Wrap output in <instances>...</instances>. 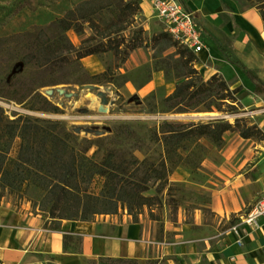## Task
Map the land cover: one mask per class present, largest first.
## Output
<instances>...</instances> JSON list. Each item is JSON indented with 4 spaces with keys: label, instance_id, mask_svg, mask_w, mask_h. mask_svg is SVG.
Returning <instances> with one entry per match:
<instances>
[{
    "label": "rangeland",
    "instance_id": "rangeland-1",
    "mask_svg": "<svg viewBox=\"0 0 264 264\" xmlns=\"http://www.w3.org/2000/svg\"><path fill=\"white\" fill-rule=\"evenodd\" d=\"M36 1L40 7L21 8V0H0V106L10 117L22 114L57 122L58 134L73 140L89 160L99 162L109 151H115L125 156L131 167L147 165L151 161L159 164L163 146L150 140L149 134L162 120L203 121L224 117L234 122L239 118L242 124L254 125L264 131L263 94L256 95L248 86V80L239 74H234L230 81L217 71L210 74L212 61L207 60L204 64L197 54L199 60L195 67L204 79L217 73L229 87L241 88L235 94L234 107L223 104V108L232 111L167 110L164 97L171 93L168 85L182 78L183 67L175 60L178 57L174 46L176 40L163 31L153 7L147 15L140 13L135 23L122 32L118 39L125 41L120 44L123 47L120 55L113 50L86 55L80 60L81 68L73 63H62L43 71L37 65L23 64L19 56L13 57L15 51L24 52V43H33L41 28L52 34L50 24L78 0ZM180 1L186 5L184 0ZM139 28L143 29V46L132 49L125 59H121L131 39L138 35L136 30ZM92 33L89 27L82 34L73 29L67 31L75 44ZM8 37L11 38L9 45L2 43L1 40ZM201 55L205 58L206 52L202 51ZM158 71L161 78L154 79L156 86L148 89L147 83ZM93 74L99 75L92 77ZM17 79H24L26 84L19 86ZM27 82H32V88L57 109L29 108L27 99L19 101L17 97L26 92ZM193 113L207 114V117H183ZM263 141L255 137L244 139L236 130L226 131L221 147L203 137L181 151L183 162L175 165L173 160H167L168 182L162 191L156 189V184L148 188L145 194L153 197L152 204L138 214L145 243L144 255H174L181 245L172 241L178 238L195 239L196 244L191 245L204 248L208 245L205 242L211 243L212 237H221L228 230L232 214L228 219L214 214L209 206L210 190L214 183L226 181L244 195L245 204L261 198L264 194V148L258 144ZM176 159L178 157L174 161ZM104 182V177L94 174L87 190L100 193ZM0 203L39 212L44 228L59 222L47 213H41L37 207H31L29 201L17 199L6 189H0ZM106 214L121 221L127 209L120 204L116 213ZM106 214L94 216V220H101ZM196 214L201 219L199 223L195 222ZM113 264L137 262L122 260Z\"/></svg>",
    "mask_w": 264,
    "mask_h": 264
},
{
    "label": "trees",
    "instance_id": "trees-1",
    "mask_svg": "<svg viewBox=\"0 0 264 264\" xmlns=\"http://www.w3.org/2000/svg\"><path fill=\"white\" fill-rule=\"evenodd\" d=\"M248 1L259 10L264 23V0ZM40 6L36 0H21V8ZM141 11L140 0H78L50 24L52 34L44 28L39 29L34 42L24 43V52L15 51L13 57L19 56L23 64H34L44 71L62 63H73L81 68L82 58L102 51L113 50L120 55L123 53L120 44L125 39L118 38L135 23ZM86 27L93 33L75 44L67 31L73 29L82 34ZM142 30H136L138 35L131 39L129 48L124 51L126 53L121 59H125L132 49L143 46ZM9 39L11 38H3L1 41L9 45ZM176 43L177 41L174 46L178 57L175 60L183 67V71L182 78L175 82L173 91L164 97L167 110L231 112L232 109L223 108V104L234 107L235 94L241 88L229 87L217 73L204 79L195 67V62L199 60L197 55L184 45ZM216 44L228 60L247 74L255 86L254 93L264 96V81L247 69L231 50L219 41ZM98 75L93 74L92 77ZM17 83L23 87L25 80L17 79ZM25 91L17 99H27L29 108L57 109L32 88V82H27ZM232 130L238 131L244 139L255 137L260 141L264 140L261 128L244 125L239 118L234 122H229L224 117L203 121L162 120L149 134L150 140L163 146L159 164L151 161L147 165L136 164L131 167L125 156L115 151H109L99 162L89 160L73 140L58 134L57 122L22 114L10 117L0 106V189H6L19 200L29 201L31 207H37L41 213H47L59 221L50 228H59L64 219L92 221L99 214H114L120 204L127 209L133 222H139L138 214L145 206L152 204L150 201L153 197L145 192L153 184L162 191L168 182L167 173L170 168L167 160H173L175 165L183 162L181 151L188 148L189 143H198L203 137L216 147H221L224 133ZM119 135L120 133L115 137ZM176 157L178 159L174 161ZM94 174L105 178L100 193L87 190ZM235 220L236 216L232 214L229 224ZM64 235L66 238L71 236ZM99 259L109 264L125 260L111 256Z\"/></svg>",
    "mask_w": 264,
    "mask_h": 264
},
{
    "label": "crops",
    "instance_id": "crops-1",
    "mask_svg": "<svg viewBox=\"0 0 264 264\" xmlns=\"http://www.w3.org/2000/svg\"><path fill=\"white\" fill-rule=\"evenodd\" d=\"M184 2V6L194 12L204 36L206 32L205 46L201 50L206 56L203 58L201 52L197 55L204 64L212 61L210 74L217 71L228 81L239 74L255 91L247 74L223 55L216 41L264 81V23L259 10L248 0ZM140 4L141 14L150 13L152 0H140ZM153 75L147 83L148 89L154 88L157 84L154 79L162 76L159 71ZM174 85H168L170 92ZM258 145L264 148V141ZM229 185L226 181L217 182L210 190L209 206L217 217L228 219L250 204H245L244 195ZM195 216V222L199 223L200 217ZM100 219H64L59 228H44L40 214L0 203V264H109L99 259L108 256L137 264H264V218L258 227L244 228L241 244L236 240L237 235L227 230L221 237H212L211 243L205 242L209 246L204 248L192 246L196 244L195 239H175L172 243L181 246L174 255L155 257L144 255L140 222H133L127 214L121 221L108 214ZM64 234L71 236L66 238Z\"/></svg>",
    "mask_w": 264,
    "mask_h": 264
},
{
    "label": "built area",
    "instance_id": "built-area-1",
    "mask_svg": "<svg viewBox=\"0 0 264 264\" xmlns=\"http://www.w3.org/2000/svg\"><path fill=\"white\" fill-rule=\"evenodd\" d=\"M155 14L161 20L164 32L172 36L179 44L184 45L195 54L204 48V30L196 21L194 12L180 0H152ZM236 220L229 224L228 230L237 235L241 244V232L245 227L256 228L264 218V194L248 208L235 214Z\"/></svg>",
    "mask_w": 264,
    "mask_h": 264
},
{
    "label": "water",
    "instance_id": "water-1",
    "mask_svg": "<svg viewBox=\"0 0 264 264\" xmlns=\"http://www.w3.org/2000/svg\"><path fill=\"white\" fill-rule=\"evenodd\" d=\"M207 114L204 115H197V114H187V115H183V117L189 118V117H193V118H198V119H202L203 117H207Z\"/></svg>",
    "mask_w": 264,
    "mask_h": 264
}]
</instances>
